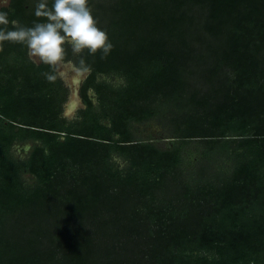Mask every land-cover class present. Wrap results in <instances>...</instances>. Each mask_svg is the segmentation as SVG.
<instances>
[{
  "label": "trees",
  "instance_id": "obj_1",
  "mask_svg": "<svg viewBox=\"0 0 264 264\" xmlns=\"http://www.w3.org/2000/svg\"><path fill=\"white\" fill-rule=\"evenodd\" d=\"M90 4L114 48L68 47L75 119L58 69L0 52V264H264V0Z\"/></svg>",
  "mask_w": 264,
  "mask_h": 264
},
{
  "label": "clouds",
  "instance_id": "obj_2",
  "mask_svg": "<svg viewBox=\"0 0 264 264\" xmlns=\"http://www.w3.org/2000/svg\"><path fill=\"white\" fill-rule=\"evenodd\" d=\"M35 15L45 17V22L34 23L33 26H15L7 30L9 21L6 13L0 12V52L7 42L24 44L31 57L38 58L53 71L42 75L49 82H55L57 69L67 56L68 47L74 55L87 51L89 55L98 52L106 58L114 48V44L106 29L100 26L99 18L94 14L90 0H54L51 7L47 0H40ZM81 69L85 68L83 59Z\"/></svg>",
  "mask_w": 264,
  "mask_h": 264
},
{
  "label": "rangeland",
  "instance_id": "obj_3",
  "mask_svg": "<svg viewBox=\"0 0 264 264\" xmlns=\"http://www.w3.org/2000/svg\"><path fill=\"white\" fill-rule=\"evenodd\" d=\"M10 0H0L1 5H8ZM36 62H41L38 58L32 57ZM59 74L64 80L65 84L69 88L68 99L64 105V115L69 119L73 120L77 117L78 111L84 106L80 89L82 83L86 77L87 72H83L75 65L73 61H64L58 68ZM139 129L143 137H147L149 134H154L155 136H162L164 134L161 127L152 121L146 124H140ZM161 146H166L169 141L167 138H159ZM16 153L18 156L25 155L27 151L21 149V146H17Z\"/></svg>",
  "mask_w": 264,
  "mask_h": 264
},
{
  "label": "water",
  "instance_id": "obj_4",
  "mask_svg": "<svg viewBox=\"0 0 264 264\" xmlns=\"http://www.w3.org/2000/svg\"><path fill=\"white\" fill-rule=\"evenodd\" d=\"M79 69V68H78ZM81 70V69H80ZM82 71V70H81ZM83 72H86V71H83ZM88 75V72H87V74H86V76ZM86 78V77H85Z\"/></svg>",
  "mask_w": 264,
  "mask_h": 264
}]
</instances>
